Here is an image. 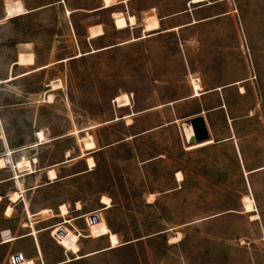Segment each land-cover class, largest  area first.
Segmentation results:
<instances>
[{
  "label": "rangeland",
  "instance_id": "obj_1",
  "mask_svg": "<svg viewBox=\"0 0 264 264\" xmlns=\"http://www.w3.org/2000/svg\"><path fill=\"white\" fill-rule=\"evenodd\" d=\"M118 1L0 0V158L6 159L0 181L14 175L0 184V222L18 227L20 236L56 226L36 236L48 264L66 259L70 244L80 256L111 250L70 264H264V171L244 179L232 145L183 150L174 125L130 140L165 125L172 107H156L185 96L191 83L194 90L195 79L205 88L240 82L223 96L239 121L246 169L264 165V0H223L201 10L188 7L189 0H137L94 11ZM153 5L162 15L193 10L196 21L226 15L184 30L191 39L185 55L174 35L134 43L132 29L116 28L111 12L146 18ZM91 27L105 36L94 39ZM24 159L33 173L17 169ZM175 171L185 176H176L180 186ZM14 204L6 220L4 210ZM96 212L95 223L80 217ZM112 236L119 242L114 249ZM127 242L133 243L121 246Z\"/></svg>",
  "mask_w": 264,
  "mask_h": 264
},
{
  "label": "crops",
  "instance_id": "obj_2",
  "mask_svg": "<svg viewBox=\"0 0 264 264\" xmlns=\"http://www.w3.org/2000/svg\"><path fill=\"white\" fill-rule=\"evenodd\" d=\"M123 1H124V3H123ZM133 1H137V0H128V1L121 0V1H118L115 5H113L109 9H102V6H103V0H102V6L95 9L94 11L99 12V11L111 10L118 5L128 6L129 2H133ZM190 1L191 0H189L187 2L188 7L195 6L196 10H201L202 8L215 5V4H217L223 0H219V1H215V2H211V1L207 0L206 2H201L199 4H194V5H191ZM50 6H53V5L42 6V7H39L37 9L26 10V11H27V14H30L33 12H37L41 9L48 8ZM126 11L127 12H122V13L126 14L127 16L132 15L130 13V11H128V9H126ZM161 11L162 10L160 9V7L158 5L148 6L147 9L144 10V12L146 14V18H142L138 14H133L132 17L136 18V22L134 25H132V26L130 25V27L126 28L125 30H128V29L133 30V34H134L133 38L138 39L134 43H137L140 41H146L148 39H162V38H166V36H168V35H174L176 46H178V48L181 49L182 53L183 54L185 53V55H186V50H187L186 44L191 39H185L182 37V33L184 30L194 29L195 27H193V26L200 25L203 22H208L214 18L220 19V17L226 15V14H224V15H220L217 17H207V18H202V20L196 21L194 18V11L190 10V9H186L183 12L178 13V14H165V15H162ZM72 12L75 13V11H72ZM111 13H112V17H113V13H115V12H111ZM184 18H188V20L184 21L182 23L181 21ZM153 19L158 20V23H159L158 29H153V31H149L148 33H145L144 27L147 25L148 20H153ZM4 20H8V19H6V17H5ZM113 21H114V18H113ZM94 26H97V25H94ZM93 27H91V28H93ZM143 35H147V38L141 39V37ZM104 36H105V34H103L102 36L97 37V38H102ZM97 38H94V39H97ZM126 42H128V41H126ZM123 43H125V42H123ZM118 46H122V45H118ZM106 48L111 49V47H103L101 49L105 50ZM97 50H99V49H97ZM189 79L193 80L194 77L190 74ZM195 80L199 81L201 86H202L201 92H203V94L201 96L199 95L200 97H194L196 95H194L193 85L191 83L190 91L187 94H185V96H183V97H181L175 101H171L166 105L156 107V109L166 108L168 106L172 107L171 108L172 109L171 119L165 125L153 128L150 131H145V132L139 133L138 135L132 136L130 138V140H132V138H140L141 139L142 136L148 135V134H150V132H152L154 130L163 129V128H166L168 126L174 125L176 127L177 136H179L183 150H185V151H204L205 152V151H209V150H222L225 146L232 145L233 151L235 153L236 162L239 166V170L241 171L240 174H241V176L243 175L244 179L245 178L247 179V177L245 175L246 173H249V175H250V174L259 173L260 171H264V169L259 170V168L264 167V165L260 166L258 169H250V170L246 169L248 161H247V158L245 156V153H243L242 149L240 148L239 139H238V136L236 135V126H237V123L239 121H238V119H234L233 117L230 116L226 99H224V96H223V90H225L227 88H232V87L238 86L240 82L239 83H232L229 85H221V86H217V87H213V88H205V86L203 85V83L200 79H195ZM243 93H245V92H243ZM186 104H194V105H192L193 107H192L190 112H187L185 115H181L180 114L181 107L186 105ZM198 117H202L205 119L209 140H211V141L213 140V142L211 144L205 146L204 148H201V149L187 150V147L185 146V144L182 143V139L180 136V130H182V128H184V125L186 124V122L191 121L193 119H196ZM1 146H2V149L5 148L3 143ZM158 159L159 158L151 159V161H148L147 163H151L152 161H156ZM143 164H145V163H143ZM12 172H14V171H12ZM178 172H181V171H175L174 179L176 181V184H178L180 186L181 183H183L185 181V176H184L183 172H181L184 176V181L178 182L176 179V174ZM13 177H14V175L9 179L1 180L0 184L8 182V181H14V180H12ZM2 198L3 197L0 195V203L2 202ZM15 205L16 204H14L13 207L10 206V207H12V214L10 216H7L6 211L4 210V217L6 220L10 219L8 217L13 216V213L15 211ZM98 212H100V211H98ZM98 212H96V213H98ZM96 213H90V214H87L86 216H80V217L84 218V220H85L86 217H88L92 214H96ZM80 219L77 218L75 220H80ZM64 221H65V219H64ZM60 226H62V224L58 225V227H60ZM55 227L46 228L43 231H38L36 233L39 235V234H41V232L44 233V231L51 230ZM7 231L10 233V238L5 240L4 234ZM34 232L35 231H33V233ZM33 233L29 232V233H26L25 235L20 236V230L18 227L9 226L5 220L3 222H0V264H28V262H30V261L33 262V264H48L47 262L44 261L42 248L40 247L39 242H37V238H36L37 234L34 235ZM78 234L79 235L82 234L81 231L78 232ZM160 234H162V233H160ZM160 234H157V235H160ZM80 237L88 238V237H85L83 234ZM30 238L31 239L33 238L34 253H32V251L30 249V248H32ZM23 240L28 241L26 243V245L24 246V248L16 245L18 242L23 241ZM131 244L123 243V245H121V246H127V245H131ZM71 245L72 244H70L69 247ZM20 248H23L22 252H21ZM108 248H110V247H108ZM108 248H106V249H108ZM71 249H72V247H71ZM106 249L99 250V252L87 253V254H84L81 256L78 255L81 252V250H79L78 253H75L73 250H72V252H71V250H70V252H67L65 250L66 259H64L61 262H56L53 264H70V263L81 261V260L86 259V258H91L93 256L98 255L100 252L111 251V250H106ZM68 253H72L75 256V258L70 259L68 256ZM21 261H23V262H21Z\"/></svg>",
  "mask_w": 264,
  "mask_h": 264
},
{
  "label": "bare ground",
  "instance_id": "obj_3",
  "mask_svg": "<svg viewBox=\"0 0 264 264\" xmlns=\"http://www.w3.org/2000/svg\"><path fill=\"white\" fill-rule=\"evenodd\" d=\"M201 1H203V0H191V3H197V2H201ZM113 18H114V23H115L116 28L121 29V30L128 28L130 26V24L131 25L135 24V17H132V16H130L129 19H127L124 15L114 13ZM158 27H159V23L156 20L148 21V23L146 25V28L149 30L158 29ZM100 35H102V32L100 30H98L96 28L92 29L91 36L93 38L100 36ZM193 82H194V90H195L196 94H198V91L201 89L200 82L197 80L193 81ZM59 86H60L59 83L54 84V90H57L59 88ZM49 100H52V96L49 97ZM184 132L188 138L192 137L191 136L192 130H191L190 126L184 125ZM38 140H40L41 142L43 140H45V136H44L43 132L38 135ZM212 142H213V140L212 141L208 140V141H205V143L194 144V145L188 146L187 149L192 150V149H197V148H204L205 146L211 144ZM12 153H13L12 151H9L8 155H11ZM82 156H84V155H82ZM82 156H80V157H82ZM74 160H77V159H74ZM74 160H70V161H74ZM70 161L68 160V162H70ZM87 161H88L89 169H92L96 166V163L92 157L88 158ZM0 167L1 168L6 167V159L4 157L0 158ZM16 167L20 171H24L25 169H27L28 171H31V173H33V164L31 161H29L27 159H24L23 161L18 162ZM48 174L52 180L57 179V175H56L54 169L48 170ZM176 176H177L178 181L183 180V174L182 173H177ZM19 196H20V194L17 193L13 196L12 199L15 201L19 198ZM102 202L107 207L110 206V200L108 198H103ZM245 205L249 211L254 209L252 200L246 199ZM61 211H63V214L68 213V211H66V208L64 206H62ZM11 214H12V207H8L6 210V215L10 216ZM63 223L66 224L65 221ZM4 236H5V240L9 239L10 233L7 231V232H5ZM111 246H112L111 247L112 249L117 248L119 246L118 238L116 236L111 237ZM70 247H72V250L75 253H78L80 250L79 247L75 244H72ZM28 264H33V262L30 261V262H28Z\"/></svg>",
  "mask_w": 264,
  "mask_h": 264
},
{
  "label": "water",
  "instance_id": "obj_4",
  "mask_svg": "<svg viewBox=\"0 0 264 264\" xmlns=\"http://www.w3.org/2000/svg\"><path fill=\"white\" fill-rule=\"evenodd\" d=\"M190 126L191 130H192V137L190 138H186L185 141V146H191L194 144H201V143H205V141L209 140V136H208V132H207V127H206V123H205V119L202 117H198L196 119H193L191 121L186 122L185 126ZM182 131L184 132V128H182ZM185 134V132H184ZM186 136V135H185ZM89 154H93V153H89ZM138 240H142V239H138ZM136 240V241H138ZM132 242H127L126 244H131Z\"/></svg>",
  "mask_w": 264,
  "mask_h": 264
},
{
  "label": "built area",
  "instance_id": "obj_5",
  "mask_svg": "<svg viewBox=\"0 0 264 264\" xmlns=\"http://www.w3.org/2000/svg\"><path fill=\"white\" fill-rule=\"evenodd\" d=\"M115 102V101H114ZM117 105L119 106V103L117 102ZM180 136H181V139H182V143L183 144H185V141H186V138H187V136H185V134H184V132L182 131V130H180ZM98 213H96V214H92V215H90V216H88V217H86V219H85V221H86V223L88 224V222H90V223H95L97 220H98ZM64 222V221H63ZM62 222V223H63ZM68 224H70V222L68 223ZM63 226H65L66 224H62ZM58 234H62V232L60 231V233H58ZM53 237V239L55 240V242L58 244V240H57V238L56 237H54V236H52ZM57 237L59 238V236L57 235Z\"/></svg>",
  "mask_w": 264,
  "mask_h": 264
}]
</instances>
